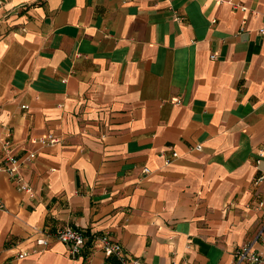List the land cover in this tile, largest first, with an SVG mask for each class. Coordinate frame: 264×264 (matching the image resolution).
<instances>
[{"label":"crops","instance_id":"obj_1","mask_svg":"<svg viewBox=\"0 0 264 264\" xmlns=\"http://www.w3.org/2000/svg\"><path fill=\"white\" fill-rule=\"evenodd\" d=\"M5 137L31 193L0 172V264H117L33 228L141 264L264 255V0H0Z\"/></svg>","mask_w":264,"mask_h":264},{"label":"built area","instance_id":"obj_2","mask_svg":"<svg viewBox=\"0 0 264 264\" xmlns=\"http://www.w3.org/2000/svg\"><path fill=\"white\" fill-rule=\"evenodd\" d=\"M229 2V1H228ZM231 4V3H230ZM240 7V6H239ZM243 9L242 7H240ZM244 20H241L239 29L242 30V25ZM260 33L263 32V28H259ZM214 55L210 54V58H213ZM21 108H24L25 105H20ZM31 142H35L39 145H52L58 142V138L51 134H43L35 139H31ZM10 141L7 137L0 140V150L3 152L0 161V172L7 174L12 181H14L21 190H24L27 193H31V189L25 184L19 176V158L14 156L10 151ZM195 150H199L200 146L195 145L193 147ZM33 153L30 152L27 154L25 159H30L33 157ZM171 156H175V153L172 152ZM146 171L145 168H143ZM262 176L256 177L252 184L256 185L262 182ZM264 205V197L258 198L255 202L256 207H261ZM4 203L0 199V209H3ZM36 236L33 238V246L38 248H45L51 241H57L61 243L66 253L69 257L76 256L79 254L80 250L84 245H89L90 247L96 246L100 249L102 254L106 257L112 256L116 259L117 264H141L138 258L128 257L122 250L121 246L108 238L104 233L101 234H84L78 229H72L69 227H63L56 229L52 232L41 230L38 228H33ZM264 231V222L261 226L260 233ZM28 253L26 249H20L15 253L16 259L24 258ZM234 260L235 262L242 264H264V255L257 252H253L250 249L249 244H242L236 248L234 251Z\"/></svg>","mask_w":264,"mask_h":264}]
</instances>
